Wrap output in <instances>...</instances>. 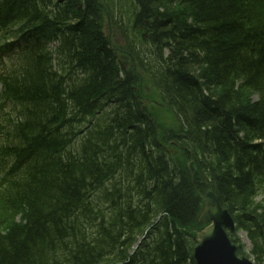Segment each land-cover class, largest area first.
I'll return each instance as SVG.
<instances>
[{"label":"trees","instance_id":"16d2710c","mask_svg":"<svg viewBox=\"0 0 264 264\" xmlns=\"http://www.w3.org/2000/svg\"><path fill=\"white\" fill-rule=\"evenodd\" d=\"M100 1L105 4L103 0ZM11 2L15 4V1ZM139 2L142 6L141 15L148 12L151 18L153 15H161V9L164 11L163 14L171 12L177 17L179 27L183 26L189 36L191 31L200 41V46L196 48L188 49L181 46L175 49L173 57L177 58L176 60L181 58L184 63L180 65L184 71L183 75L174 71L175 68L172 66L170 69L167 68L170 70L168 76L159 79L161 90L169 98L165 100L178 108L191 134L189 139L178 141L185 150L182 165L174 168L169 164L164 156L165 148L157 137L154 121L146 119L137 104L138 110L132 108L129 99H134V93L119 73L121 61L113 57L106 47L103 48V51H106L103 61L96 60L98 57L94 55L86 59L87 65L96 68L97 75L84 82V85L69 97L67 104L61 106L65 111L59 114L58 121L62 126L70 127L83 123L87 117L102 109V104L99 106L97 104L106 93L112 92L110 96H116L118 100L121 92L125 95L124 111L126 109L130 111L128 117L131 119L144 120V127L137 126L133 132H129L120 124L114 125L113 146L108 151H101L92 156L86 155L80 159L72 157L71 163L64 167L61 161L55 160L48 171L41 174L34 172L33 180L20 185L15 196L6 197L3 200L4 207L0 209L6 212V216L0 218V264H96L104 253L102 248L112 244L118 233L115 230V234L108 233L99 240L97 235L89 236L85 223L89 218L92 220L93 202L95 205L110 202L115 199V194L107 187L105 176L93 179L87 171L90 169L101 174H111L117 167L122 166L121 158L131 156L136 158L143 153V159L135 162L136 166L131 165L132 168L142 169L138 174L141 176L142 191L138 194L131 192V188L138 185L133 179V176L137 175L131 173L129 177L131 183L127 187L129 197L121 208L123 228L139 229L155 212H165L176 225L194 223L200 195L211 188L218 193L221 201L230 210L241 212L239 214L242 217L240 220L243 219V225L246 226L248 223L249 226L246 227L254 228L251 234L253 239L257 236L264 239V233L259 231L260 227L264 232V197L262 203L254 205V197L258 194L264 196V162L260 163L264 157L263 143L252 145L254 140L259 139L258 133L247 130L229 132L230 147L222 149L223 153L214 152L209 148L199 150L187 146V141L193 143L199 134L215 140L223 138L224 122H228L226 127L229 126L234 116L241 117L246 113L248 116H254L259 108L262 109L264 116L262 108L264 82L260 89L261 94H255L258 96L257 99L252 98V94L243 97L242 92L249 89L246 80L247 82L252 80L256 61L253 57H247L249 54L245 49L249 47L246 44L251 43L238 40L242 36L240 29L236 27L242 25L248 29L254 27L264 31V0H139ZM255 2L258 4L253 7ZM21 10L23 11V8ZM80 14L79 37L86 36L88 45L92 47L102 38L101 35L94 39L91 30V24L97 22L99 12L95 8H89ZM111 15L114 17L113 11ZM134 15L136 20V14ZM41 17L43 20L39 27L48 21L46 15ZM68 18L69 16L62 17L60 21ZM47 29L52 30V27L43 25V31ZM157 33L154 31V35ZM77 34L78 32L74 31V36ZM209 34L216 36L208 39ZM185 53H190L193 58L191 62L184 60ZM217 55L222 57L218 59ZM254 57L258 56L254 54ZM214 59L219 61L215 62ZM263 59L258 61L259 63L262 61L264 68ZM165 61L169 62V59ZM180 78H185L193 84L190 82L182 84ZM45 80L46 76L40 73L33 75L24 83H19L20 91L16 90L15 94L23 96L26 101H34L36 106L49 103L45 110L41 107L37 113L32 114L34 124L26 131L29 137L27 141L33 142L34 148L43 147L60 159L66 156L67 152L63 147L51 145L54 134L49 131L54 129L44 127L43 122L53 113L52 110H59L58 107L53 108L56 104L55 99L51 100L47 96L50 86L46 85ZM238 81L239 88H236ZM252 83L255 84L253 80ZM38 90L40 93H37ZM43 92L44 96L46 95L45 99L38 97ZM53 97L57 98L56 95ZM85 100L94 103L89 104ZM66 114H71V118L66 117ZM244 118L238 121L243 122ZM125 119L123 114L120 122ZM55 132L57 131L54 130ZM38 133L41 135L37 136ZM138 133H145L147 140L139 138ZM56 134L62 135L60 129ZM104 139L105 132L99 130L95 139L85 142L81 150H94L104 142ZM165 143L171 142L167 143L165 140ZM125 145L140 148L136 151L125 148ZM147 146L150 150L154 147V151H147ZM194 166L198 167V175L194 171ZM92 181H95L92 185L95 189L89 195L88 185ZM251 214H256L260 220ZM180 238L185 240L184 237ZM256 247L257 253L264 252L263 246L258 242ZM39 252H46V255L40 256ZM191 257L192 255L186 253L173 256L176 264H180L177 262L180 260L183 264H195L193 257L191 262ZM133 264H155L152 252L143 254Z\"/></svg>","mask_w":264,"mask_h":264},{"label":"bare ground","instance_id":"6f19581e","mask_svg":"<svg viewBox=\"0 0 264 264\" xmlns=\"http://www.w3.org/2000/svg\"><path fill=\"white\" fill-rule=\"evenodd\" d=\"M11 1L14 0H0L1 3V8H0V31L8 28V26L15 20L17 19H26V24L22 28L25 32L29 34V36L36 41L37 37V32L39 30V24L30 18H26V15L24 12L21 10L23 6L26 5H19L17 6L16 4L12 3ZM56 4V8L51 7L53 15L60 20L62 18V14L66 12V9L70 3L71 0H53ZM44 4L50 5L52 0H42ZM96 2V0H87L88 5H92ZM114 4L116 5H124V8L127 7L131 9L135 14H136V20L132 24L130 23L129 19L125 15L123 9V16H116V27L121 31L126 39V42L130 45L131 47V52L135 56L136 60L142 67V69L147 73L149 77H151L160 93L162 98L169 100V98L165 95V93L161 90L160 82L159 79L163 76H168V71H166L167 68H172V66L175 68L174 71L178 72L179 75H183L182 73L184 72L180 65H184L183 60H176L177 58L173 57V53L175 52L176 48H181V46H186V48H196L199 47L200 41L195 38V35L189 31L190 36L185 32L184 27L182 26L181 28L179 27V23L177 20V17L171 12L163 14V9L161 12V15H153L150 17V14L148 12H145L143 15L140 14V10L142 8L139 0H118ZM258 3H253V7L257 6ZM157 13V12H156ZM182 16L180 17V19ZM92 32H93V38L97 39L102 35L101 28L98 26L97 22H92ZM238 29H240V34L241 38L238 40H245V41H250L251 45L246 44L247 49H245V52L249 54L250 57L256 61L255 64V69L252 74V80L254 83H252V80L246 83L249 86V89L242 92L244 95L243 97H249L250 94L251 97L253 98V95L255 94H261L260 89L262 88L261 86L263 85L264 82V68L262 67V61L259 63L260 60L263 59L264 57V31L263 30H258L254 27L248 29L246 27H243L242 25H237L236 26ZM133 30H138V31H148L150 34V37L147 39H140L136 38L133 35ZM154 31L162 34L159 36L154 35ZM184 35L186 37H184ZM202 36V35H201ZM216 36L215 34H209L208 39H213V37ZM212 42V44H214ZM111 45V42L107 39L104 38L97 43H95L92 47L88 45V38L86 36H81L76 39H74L71 43L70 46V51L73 57L76 58H88L90 59L91 57H98L96 60L98 61H103V57L106 53V51H103V48L109 47ZM36 47H38V44L35 43V46H33L31 49L35 51L40 60L42 62L47 63V56L44 54V52H38L36 50ZM95 50V51H94ZM254 54H256L258 57H254ZM94 55V56H93ZM218 59H220L222 56L217 55L216 56ZM184 60H189L190 62L192 61V57L190 56V53H185L184 55ZM259 58V59H258ZM165 59H169V62H166ZM215 60V62L219 60ZM259 60V61H258ZM264 60V59H263ZM68 70V69H67ZM166 71V72H165ZM203 80V79H202ZM59 81H62V78L60 76L48 73L46 75V80L45 83L46 85L50 86V89L47 91H52L53 93H59V89L52 88L53 85L58 83ZM180 81L182 84H187V83H192L191 81H188L185 78H180ZM204 81V80H203ZM240 81V80H239ZM239 81L236 86V88H239ZM200 84V80H198ZM193 84V83H192ZM201 84H203L201 82ZM190 85V84H189ZM187 85V87L189 86ZM203 90L204 86L201 85ZM260 86V87H259ZM37 93H40L39 90ZM44 92L42 94H39L42 98H46V95L44 96ZM70 96L73 95V93H69ZM41 99V98H39ZM53 100V98H51ZM85 102L92 104L94 101H87ZM175 109L178 110L177 107H174ZM262 108H264V103L262 104ZM51 116H48V118ZM245 117L243 122H239L238 119ZM251 117L252 119L248 118ZM52 118V117H51ZM264 116H263V111L262 109H257L254 113V116H248L247 113L245 116H234L232 119V122L229 126H225L228 124V122H224V129L225 133L223 134V138L219 140H215L214 138H208L205 135L199 134L195 138L193 143H190L187 141V146H191L192 149H199L202 150L204 148H209L213 150L214 152H222V149H226L230 147V142H229V132H235V131H250L251 133H258L259 141L263 143V149H264ZM60 123L55 125L53 129L55 131H59L60 129ZM258 126V128H257ZM54 130H50V133L56 134L57 132L54 133ZM184 138H190V131L189 128L187 127V123H185V127L181 130L180 132ZM132 134V133H131ZM137 136L143 140L146 139V134L145 133H138ZM105 137L104 142L100 144L96 149L94 150H89V149H82L76 154L71 153L68 149L72 146L73 140L70 138H63L60 137L59 139H53L51 140L54 142L51 144L52 146H60L63 147L71 157L80 159L83 156L89 155L92 156L96 153H99L101 151H108L110 147L113 146L112 143V131H106L105 132ZM185 139V140H186ZM209 140H214V141H209ZM34 143L31 142L29 145H33ZM220 144L222 146H220ZM26 144L23 143L22 146H25ZM125 148H130L131 150H139V146L131 147V146H126ZM219 148L220 151L217 149ZM223 153V152H222ZM264 162V157L263 159L260 160L261 162ZM175 168V167H174ZM245 168V167H244ZM88 174L93 178H98L100 176H105L106 179L111 180L114 178V175L111 174H101L97 172H93L92 170L88 169ZM216 173V172H215ZM217 174V173H216ZM141 176H133V179L138 182V185L134 186L131 188V192L133 194H138L142 191L141 189ZM178 227H181L177 223ZM142 236L148 240L150 245L153 247V258L155 264H176V260L173 258L175 255L179 254H184L186 253L188 246L186 240L181 239V234L180 232L176 231V234L171 230L167 229L163 233H151L150 230H142L141 231ZM180 236V237H179ZM162 239L165 240L164 243H162ZM112 260L116 261L117 264H119V260L116 259L115 257H112Z\"/></svg>","mask_w":264,"mask_h":264},{"label":"water","instance_id":"95a60500","mask_svg":"<svg viewBox=\"0 0 264 264\" xmlns=\"http://www.w3.org/2000/svg\"><path fill=\"white\" fill-rule=\"evenodd\" d=\"M230 218L219 216L215 224L199 234L196 255L201 264H252L246 259H239L235 248L229 242L223 226L231 228Z\"/></svg>","mask_w":264,"mask_h":264},{"label":"rangeland","instance_id":"374dc122","mask_svg":"<svg viewBox=\"0 0 264 264\" xmlns=\"http://www.w3.org/2000/svg\"><path fill=\"white\" fill-rule=\"evenodd\" d=\"M49 104V103H48ZM48 104H42V105H39V108H44V110L47 108V106H48ZM51 106H53V104H51ZM50 106V107H51ZM152 107H153V109L156 111V110H158V108L155 106V105H152ZM53 108H54V106H53ZM52 108V109H53ZM49 110H51V109H49ZM259 199H260V197H258L257 198V200L256 201H259ZM242 235L244 236V239L250 244V241L245 237V233H242ZM250 239V238H249ZM247 243V244H248ZM260 264H264V259H263V257L262 256H260L258 259H256Z\"/></svg>","mask_w":264,"mask_h":264}]
</instances>
